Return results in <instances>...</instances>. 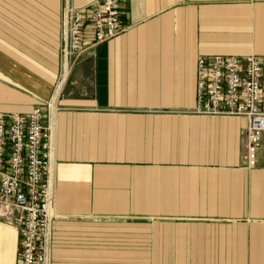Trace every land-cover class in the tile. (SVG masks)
Returning a JSON list of instances; mask_svg holds the SVG:
<instances>
[{"label": "crops", "instance_id": "obj_1", "mask_svg": "<svg viewBox=\"0 0 264 264\" xmlns=\"http://www.w3.org/2000/svg\"><path fill=\"white\" fill-rule=\"evenodd\" d=\"M99 0H73L91 12ZM128 28L85 52L56 118L51 264H264V133L193 112L199 56L264 55V0H121ZM63 0H0V113L44 106L62 66ZM21 231L0 219V264Z\"/></svg>", "mask_w": 264, "mask_h": 264}, {"label": "built area", "instance_id": "obj_2", "mask_svg": "<svg viewBox=\"0 0 264 264\" xmlns=\"http://www.w3.org/2000/svg\"><path fill=\"white\" fill-rule=\"evenodd\" d=\"M64 1L62 74L44 106L27 113H0V219L21 231L20 264H51L56 219V118L73 63L85 52L86 34L93 45L124 32L121 0H99L91 12ZM194 113L241 116L244 158L251 161L264 133V55L199 56Z\"/></svg>", "mask_w": 264, "mask_h": 264}, {"label": "rangeland", "instance_id": "obj_3", "mask_svg": "<svg viewBox=\"0 0 264 264\" xmlns=\"http://www.w3.org/2000/svg\"><path fill=\"white\" fill-rule=\"evenodd\" d=\"M73 1V0H72ZM63 11H62V25H63V21H64V5L62 7ZM63 28H64V25H63ZM60 57H62V52L60 53ZM62 59V58H61ZM60 62H62V60H60ZM61 74H62V66L59 70V74H58V78L56 79L54 85H53V91L52 93L54 92V89H55V86L57 84V81L59 79V77H61ZM52 96V94H51ZM139 257L141 256L142 260H139L137 262V264H226V262H211V261H190V260H186V261H161V260H155V261H152V260H146L145 259V254L144 252L141 253L139 252Z\"/></svg>", "mask_w": 264, "mask_h": 264}]
</instances>
